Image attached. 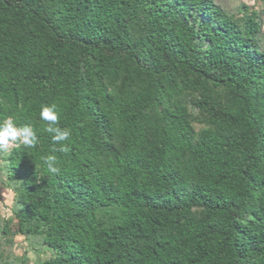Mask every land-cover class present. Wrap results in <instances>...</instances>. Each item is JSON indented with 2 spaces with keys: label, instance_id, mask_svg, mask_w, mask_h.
I'll return each mask as SVG.
<instances>
[{
  "label": "trees",
  "instance_id": "1",
  "mask_svg": "<svg viewBox=\"0 0 264 264\" xmlns=\"http://www.w3.org/2000/svg\"><path fill=\"white\" fill-rule=\"evenodd\" d=\"M261 31L215 0H0V120L39 137L6 157L37 264H264Z\"/></svg>",
  "mask_w": 264,
  "mask_h": 264
},
{
  "label": "rangeland",
  "instance_id": "2",
  "mask_svg": "<svg viewBox=\"0 0 264 264\" xmlns=\"http://www.w3.org/2000/svg\"><path fill=\"white\" fill-rule=\"evenodd\" d=\"M236 17L242 16L244 7L255 11L262 21L261 38L264 47V0H215ZM199 128V125H196ZM8 151H0V264H37L52 256L50 248L37 236H25L18 232L15 212L18 208L15 193L8 184L6 157Z\"/></svg>",
  "mask_w": 264,
  "mask_h": 264
},
{
  "label": "clouds",
  "instance_id": "3",
  "mask_svg": "<svg viewBox=\"0 0 264 264\" xmlns=\"http://www.w3.org/2000/svg\"><path fill=\"white\" fill-rule=\"evenodd\" d=\"M39 118L46 122L44 131L51 136L53 145H58L52 148L51 154L44 157V162L49 172L58 173L60 169L57 166L58 157L55 153H69L71 130L59 126L60 110L55 103L42 105ZM38 143L39 137L31 122L20 124L12 116L0 120V151H8L21 146L34 149Z\"/></svg>",
  "mask_w": 264,
  "mask_h": 264
}]
</instances>
